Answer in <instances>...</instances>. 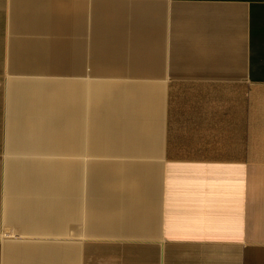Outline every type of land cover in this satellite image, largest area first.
Masks as SVG:
<instances>
[{
    "label": "crops",
    "instance_id": "1",
    "mask_svg": "<svg viewBox=\"0 0 264 264\" xmlns=\"http://www.w3.org/2000/svg\"><path fill=\"white\" fill-rule=\"evenodd\" d=\"M0 264H264V0H0Z\"/></svg>",
    "mask_w": 264,
    "mask_h": 264
},
{
    "label": "rangeland",
    "instance_id": "2",
    "mask_svg": "<svg viewBox=\"0 0 264 264\" xmlns=\"http://www.w3.org/2000/svg\"><path fill=\"white\" fill-rule=\"evenodd\" d=\"M75 139H76V142H78L77 136H76V138H75Z\"/></svg>",
    "mask_w": 264,
    "mask_h": 264
}]
</instances>
